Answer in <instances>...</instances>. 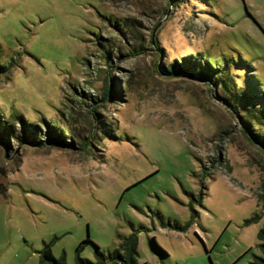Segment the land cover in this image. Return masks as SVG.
I'll use <instances>...</instances> for the list:
<instances>
[{
  "label": "rangeland",
  "instance_id": "obj_1",
  "mask_svg": "<svg viewBox=\"0 0 264 264\" xmlns=\"http://www.w3.org/2000/svg\"><path fill=\"white\" fill-rule=\"evenodd\" d=\"M204 59L217 92L168 71ZM0 63V114L42 140L0 143V264H50L51 240L74 264L86 237L106 253L140 225L162 264L260 254L264 149L238 115L257 104L245 93L264 101V0H0ZM143 229L138 260L155 264Z\"/></svg>",
  "mask_w": 264,
  "mask_h": 264
},
{
  "label": "trees",
  "instance_id": "obj_2",
  "mask_svg": "<svg viewBox=\"0 0 264 264\" xmlns=\"http://www.w3.org/2000/svg\"><path fill=\"white\" fill-rule=\"evenodd\" d=\"M140 49H143V46H140ZM192 65L193 66H190V67H181V68L178 67L177 68L175 64H172L170 65V68L168 69V71L177 72L180 70L181 72H184V73L197 71V73H200V75H202L204 78L207 79V82L210 85H212L217 92V86L219 85V83H221V81H220V78L216 79L213 76L216 70L220 71L219 69H216L213 67L216 65L212 61H208L207 59L196 61ZM7 70H8V66L0 63V74L6 73ZM222 75H223V78L227 79V77H229L228 80L231 79L232 82L234 81L233 75L229 70H227V72L223 71ZM251 88L253 90V86H251ZM245 94L250 95V98L257 100V104L254 105L252 108H246L248 110L246 111L244 116L238 115L239 118L242 120V123L244 124L243 131L246 134V136L251 137L250 139H255L256 141H258L262 145L261 147L264 149V138L262 139L260 138L258 129L255 130L254 125L252 123L253 122L252 118L254 117L260 120L264 119V101L259 100V98L261 97V94H258L257 91L253 90L250 93H245ZM218 97H220L222 101H224L225 103L229 104L228 106L232 107V105L228 103L225 98L221 97L220 95H218ZM21 120L22 119H20V121ZM21 126L27 130L26 125H25L26 127H24L23 124ZM9 140L14 141L16 145L17 144L37 145L41 143L42 141L41 139L36 140L35 138L33 139L32 137L31 138L24 137V136L22 137L20 132L14 133L13 126L7 124L4 121V118L2 117V115L0 114V143L2 142L3 144L8 145ZM156 215L162 225L164 226L167 225L165 223V220L159 213H156ZM257 218H259V215L255 214L253 217L246 219V222L250 223L251 221ZM168 225L171 228L179 230V231H184L186 229L185 224L179 225L177 222H174V225H171V224H168ZM143 228L144 226L140 225L139 227L132 229L130 233L121 236L118 246L115 247L113 250L107 251L106 253L94 242H91L89 237H86V239L81 241L77 246L76 260L74 264H107V263L139 264L138 263V256H139L138 232L141 231ZM258 239L260 240V243L257 244L259 247L260 254L254 255V260L251 264H264V225L258 233ZM148 240H149L150 250L152 252L157 254L161 259H165L168 256L167 253L158 245L154 236L149 237ZM85 243L92 244V246L94 247V256L96 259L90 260L87 258H83L79 255V252ZM52 244H53V240L49 242H45V241L43 242L42 249L38 251L40 262L50 263V264H67L64 259V256L55 257L53 255L52 250H51ZM249 250L250 249H248V251Z\"/></svg>",
  "mask_w": 264,
  "mask_h": 264
},
{
  "label": "crops",
  "instance_id": "obj_3",
  "mask_svg": "<svg viewBox=\"0 0 264 264\" xmlns=\"http://www.w3.org/2000/svg\"><path fill=\"white\" fill-rule=\"evenodd\" d=\"M160 214V213H159ZM161 215V214H160ZM162 217H163V219L164 220H166V217L165 216H163V215H161ZM178 223V222H177ZM163 227H166V226H164V225H162ZM144 228L145 229H143L148 235H149V233H150V231L149 232H147L148 230L146 229V228H148L147 226H144ZM169 228V230H176V229H173V228H171V227H168ZM189 229V227L187 228V229H185L184 231H186V230H188ZM147 230V231H146ZM151 236H154V235H151ZM150 235L148 236V237H151ZM156 236H154V238H155ZM155 240H156V238H155ZM156 242H157V240H156ZM158 243V242H157ZM158 245H159V243H158ZM151 255H152V258L155 260V264H162V260L163 259H161L157 254H155L154 252H152L151 251ZM139 261V260H138ZM139 264H140V261L138 262ZM143 263H145V264H147V262H143Z\"/></svg>",
  "mask_w": 264,
  "mask_h": 264
}]
</instances>
